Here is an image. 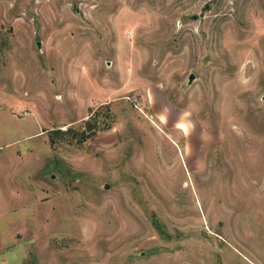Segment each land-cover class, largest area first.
Masks as SVG:
<instances>
[{
  "label": "rangeland",
  "instance_id": "374dc122",
  "mask_svg": "<svg viewBox=\"0 0 264 264\" xmlns=\"http://www.w3.org/2000/svg\"><path fill=\"white\" fill-rule=\"evenodd\" d=\"M0 264H264V0H0Z\"/></svg>",
  "mask_w": 264,
  "mask_h": 264
},
{
  "label": "trees",
  "instance_id": "16d2710c",
  "mask_svg": "<svg viewBox=\"0 0 264 264\" xmlns=\"http://www.w3.org/2000/svg\"><path fill=\"white\" fill-rule=\"evenodd\" d=\"M84 125L85 128H83V130L78 132V138L76 141L79 144L83 143L85 140L89 139L90 137L95 135L97 131H99L95 123V117L92 115L90 116L89 120L85 121ZM48 132H49V142L51 145H53L57 137L69 135L72 133V130L70 128L65 130L55 129V130H50Z\"/></svg>",
  "mask_w": 264,
  "mask_h": 264
},
{
  "label": "water",
  "instance_id": "95a60500",
  "mask_svg": "<svg viewBox=\"0 0 264 264\" xmlns=\"http://www.w3.org/2000/svg\"><path fill=\"white\" fill-rule=\"evenodd\" d=\"M192 79H193L192 77L189 78V80H192Z\"/></svg>",
  "mask_w": 264,
  "mask_h": 264
}]
</instances>
